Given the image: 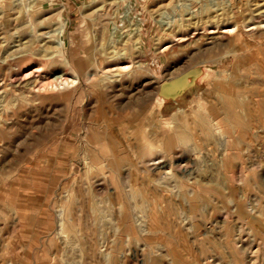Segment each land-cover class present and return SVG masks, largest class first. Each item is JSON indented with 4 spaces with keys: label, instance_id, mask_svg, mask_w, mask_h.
<instances>
[{
    "label": "rangeland",
    "instance_id": "obj_1",
    "mask_svg": "<svg viewBox=\"0 0 264 264\" xmlns=\"http://www.w3.org/2000/svg\"><path fill=\"white\" fill-rule=\"evenodd\" d=\"M263 92L264 0H0V264H264Z\"/></svg>",
    "mask_w": 264,
    "mask_h": 264
},
{
    "label": "bare ground",
    "instance_id": "obj_2",
    "mask_svg": "<svg viewBox=\"0 0 264 264\" xmlns=\"http://www.w3.org/2000/svg\"><path fill=\"white\" fill-rule=\"evenodd\" d=\"M170 80V78H169ZM197 81H196V77L194 76L192 80H189V77L187 75H185L184 77L182 78H178V79H175L173 82L165 85V87L163 88V92L165 91L166 92V96L168 97H176V98H179L182 94V91L187 89V88H192L194 86V84H196ZM237 86V85H236ZM263 91V90H262ZM264 93V92H263ZM262 93H260L261 95ZM241 105H240V101L239 100H236L234 98H225V100L223 101V109H221L222 111L225 112L226 115H229L231 118H242L241 115H240V111H238L240 109ZM223 112V113H224ZM255 113L254 112H251L249 114H247L246 117H248V119L252 121H255L256 119V115H254ZM249 115L251 116L249 118ZM256 116V117H255ZM231 118H227L225 121H217V120H214L212 119L211 120V124L207 127L206 123L202 122V127L206 130V131H211L212 132H216V134L218 133V140L220 142V146H222L221 144L222 143V140L225 138V136L221 135L220 132H219V129L222 127V125L224 123H227V122H230V119ZM210 119V118H209ZM222 120V119H221ZM249 120V121H250ZM232 124V123H231ZM231 136V135H230ZM230 136H227L226 138L230 137ZM216 139V138H215ZM225 145L223 148H219V149H223L222 151L226 152L230 145H227L226 144H223ZM219 147V146H218ZM234 156V155H233ZM223 160V159H222ZM159 162V161H157ZM222 163V162H221ZM225 163V161H224ZM222 165V164H221ZM116 166V165H115ZM161 168V167H160ZM226 170V169H225ZM193 172V171H192ZM226 173V172H225ZM224 173V174H225ZM238 177V176H237ZM232 178V177H231ZM243 178V177H242ZM224 179V178H223ZM237 179V178H236ZM223 194V193H222ZM239 214V213H238ZM241 215V214H240Z\"/></svg>",
    "mask_w": 264,
    "mask_h": 264
},
{
    "label": "built area",
    "instance_id": "obj_3",
    "mask_svg": "<svg viewBox=\"0 0 264 264\" xmlns=\"http://www.w3.org/2000/svg\"><path fill=\"white\" fill-rule=\"evenodd\" d=\"M49 3H55L59 6L65 7L68 4V0H47Z\"/></svg>",
    "mask_w": 264,
    "mask_h": 264
},
{
    "label": "crops",
    "instance_id": "obj_4",
    "mask_svg": "<svg viewBox=\"0 0 264 264\" xmlns=\"http://www.w3.org/2000/svg\"><path fill=\"white\" fill-rule=\"evenodd\" d=\"M81 0H68V4L71 8L75 9L77 8V3H79Z\"/></svg>",
    "mask_w": 264,
    "mask_h": 264
}]
</instances>
